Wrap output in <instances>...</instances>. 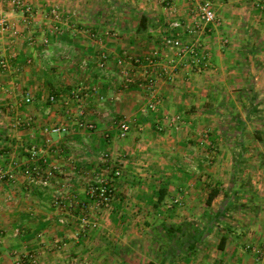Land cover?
Segmentation results:
<instances>
[{
	"label": "crops",
	"instance_id": "crops-1",
	"mask_svg": "<svg viewBox=\"0 0 264 264\" xmlns=\"http://www.w3.org/2000/svg\"><path fill=\"white\" fill-rule=\"evenodd\" d=\"M6 1L1 10L19 37L0 35V58L13 49L19 56L0 83L11 92L0 95V104L16 107L0 129V170L16 175L15 182H0V264H13L12 251L38 245L30 236L42 226L48 232L51 217H74L83 206L92 214L85 175L110 169L100 161L103 154L126 169L121 178L106 176L115 192L111 212L120 217L114 227L120 235L107 243L96 237L99 230H90L83 244L91 264H262L257 253L264 258V0H211L218 18L211 34L177 32L202 49L197 58L190 56L191 63L176 59L175 80L155 82L158 111L147 114L142 110L152 96L142 84L157 70L137 64L161 46L173 21L193 24L192 8L200 0H31L35 23L27 33ZM54 9L78 31L45 46L42 41L51 37L48 11ZM103 56L109 60L100 69ZM27 59L34 65L23 66ZM122 67L136 81L124 94L116 82ZM83 82L98 88L85 103L93 130L77 126L78 105L69 99ZM29 93L33 103L21 106ZM50 95L57 97L55 104ZM28 119L32 127H15ZM123 119L131 123L127 139L115 125ZM56 124L70 131L52 136L49 145L44 130ZM33 145L46 160L45 179L34 183L24 174L32 166ZM39 182L50 186L43 189ZM57 193L63 195L55 206ZM33 217L42 218L37 228ZM74 227L55 235L72 249L84 246L73 239ZM48 263L66 264L39 261Z\"/></svg>",
	"mask_w": 264,
	"mask_h": 264
},
{
	"label": "rangeland",
	"instance_id": "rangeland-1",
	"mask_svg": "<svg viewBox=\"0 0 264 264\" xmlns=\"http://www.w3.org/2000/svg\"><path fill=\"white\" fill-rule=\"evenodd\" d=\"M0 2L2 3V0H0ZM6 3H9L11 5L12 9L14 10L13 12H15V16L19 17V19L21 21L22 29L24 31H26V33L29 30H31V28L33 27V24L35 23L34 16L36 14V10L31 4V0H8V1H6ZM18 3H19V5H18ZM4 10H6V9L1 10V5H0V17L2 16L6 19V27H8V29L6 31H3L1 26H0V35L1 36L2 35H9L12 33L14 35V33H16L17 30L9 22V18L6 16V14H4L5 13ZM6 12H8V11H6ZM48 14H49V17H47V20L49 21L48 28H49V35L51 37L50 38L46 37L47 38V39L45 38L46 41H44V40L42 41L43 45H45V46L49 45L50 39L52 40L53 44H55V45H56V43L59 44L61 42V40H58L59 37L62 38L67 33L71 34L72 32L76 33L78 31L77 25L72 24L70 22V19H69V21L65 18L63 19L62 15L59 13V11L57 9L48 11ZM66 14H67V16L69 15L68 12H66ZM35 26L36 27L34 28V30L38 31L39 25H35ZM42 27L44 28V25H42ZM45 27H47V26H45ZM92 27H94V26H92ZM85 32H86V30H85ZM16 34L14 35V37L18 38L19 36H17ZM86 34H89V33H86ZM193 43H195V42H193ZM153 51H158V52L160 51L158 63L155 66L149 64V62L147 61V58L150 57V54ZM18 56L19 55H18L17 51L15 49H13L10 52L9 56H5L3 58H0V60L4 59L9 64L8 68H6V69H4L0 66V83H1V77H4L8 71L12 70V67L14 66L13 63L15 62V60H17ZM168 58L171 62L170 64H167L166 62H164ZM189 58H190V56H187L186 58H181V57L177 56V53L175 51L170 50L169 48H166L163 45V40H162L160 47H156V48L154 47V49L148 55H146L143 59L139 60L140 62L137 65H139V66L143 65L147 69L152 68V69L157 70L156 74H154L152 79H149L150 83L142 84V88L145 90V92L148 93V97L152 96V99L144 107V109L142 110V113L147 114L148 112L153 113V112L158 111V103H157V101H155V93H154L155 82H157L158 80H167V81L175 80L177 78V74L174 73L173 71H174V68L178 64L176 59L181 61V63L183 64V62L184 63H186L187 61L190 62ZM108 60L109 59L107 57L106 61H108ZM24 64H26L27 66H33L34 61L31 59L30 60L27 59L26 62H23V66H24ZM39 64H41L40 60H38V63H36V65L39 67ZM140 64H142V65H140ZM154 67L161 68V70H158ZM88 68H89V64L86 61L80 69L82 71L81 73L86 74L85 72L88 70ZM99 68L105 69L106 64L103 68L100 66H99ZM162 68L166 72H164V70ZM120 69H121V76H120V79L116 82H118V84L120 83L119 87L121 88V90L123 91V94H124L125 92L131 91L130 90L131 86H134L136 81L134 80V77L132 76L131 71H129L128 69H125L124 67H122ZM123 71H125L127 74H129L130 79H132V81H133V84L127 85L128 87L126 86V81H125V78L123 77V74H122ZM40 77L41 76L38 75V79H40ZM117 77H119V76H117ZM87 84H88V82L87 83L83 82L82 84H79L74 90H72L70 92L69 99L78 105V107H77L78 113H79L80 109L84 110L85 114H84L83 121H84V123L88 124L89 122H87V119H86L87 114H86V110H85V103H86L87 99L89 98L90 94L92 93V91H93V95H95L97 93L98 88L95 87V89L94 88L90 89V87ZM78 88H81V89L84 88L85 89V92L83 94V99L81 101H77V100L73 99L72 95H71L72 92L76 91ZM37 90H41L42 92H44L46 90V88L38 86ZM9 93H11V92L9 91L8 88L2 87L0 85L1 98L5 97L6 95H9ZM97 95L100 97L99 93ZM27 96L28 97H25V99L33 96V93H29ZM51 96H53V95H50L49 97H51ZM25 99H23V101L21 102V106H26ZM56 99H57V97H56ZM100 99H101V97H100ZM32 103H33V98H32ZM55 103H53V104H55ZM152 103L155 104V106H156L155 110H153L150 107ZM28 105H30V104H28ZM15 108L16 107L13 106L12 104L7 105V103H5V102H2L0 104V110H1L0 111V129L6 128L7 124L10 123L9 120H4V119L6 116L9 115V113H11V111H14ZM77 118H78V115L75 116V120ZM28 120H26V121H28ZM77 121H78V119H77ZM122 121H127V120H125V119H123L121 121L119 120L118 122L115 123V125H117L119 127V124ZM127 122L130 123V121H127ZM89 124H91V123H89ZM92 124H94V123H92ZM60 125H63V124H56V125L51 126L50 128H46L44 130L45 135H47L49 145H51L53 142V138H51L52 136L60 137V136H64V135L69 134V133H65V134L58 135V134H52L51 133V129L53 127L60 126ZM130 126H131V123H130ZM15 127L19 128V129L24 128V127L26 129L29 128L28 126H25L24 121H20V120L15 123ZM30 127H32V125ZM95 128H96V126H95ZM88 130H90V129H88ZM69 131H70V129H69ZM120 137H121V134H120ZM127 138H122V139H127ZM34 146H36V145L31 146V148ZM36 147H38V146H36ZM31 148L28 150V154H29V151L31 150ZM100 158H101V160H100L101 163L105 166L107 165L108 167H110V169L109 170L105 169L98 174H93L92 176L85 175V177L89 178V181L91 180L88 184H86L84 186H86L85 189L87 191V196L91 200L93 208H94L92 210V214H90V215L86 214V212H85L86 210L83 206V212L82 213L80 212V214H75L74 217H71V218L70 217H64V216L63 217H59V216L51 217V218H53L54 222H53V225H50L51 227L50 226L48 227V232H44L45 226H42V227H40V229L42 228L43 232L40 230V233L38 232L37 235L35 234L34 236H30L31 239L37 238L38 245L33 246L32 250H27V252H23V250H20V249L16 250V251H12L11 257L14 259L13 264H39V261H43V260L44 261L49 260L50 262H52V261L55 262V261L61 260L63 262H66V264H91L90 260L88 259V257H90V255H91L90 250L87 249L86 244H83L87 241V239L89 237L88 233L93 234V232H89L90 230L91 231L95 230V229L99 230V234L96 237H98V238L100 237V240H102L103 242L106 241L107 243H113V242H111L112 239L118 238V236L120 235V232L115 231L114 227H119L121 222L119 221L120 217H118V216L114 217L112 215V212H111L112 207H113L112 205H113V202L115 199V192H114V188L110 184V181H111L110 178L118 179V178L123 177L126 169L123 168L122 166H120L121 164L118 163V161H116L115 159H111L110 155L103 154L102 156H100ZM38 159H40L43 163L46 161V160H44V157H42L40 155V152H39ZM118 173H119V175H118ZM24 174H25V172H24ZM108 175H110L109 176L110 178L106 177ZM41 176H42V173L38 177L34 178V180H30V182L34 183V182L40 181V179L44 180L45 178L43 179V178H41ZM26 177H27V175H26ZM37 185H39L43 189H46L50 186V182L47 183V185L42 184V183L37 184ZM104 187L109 188L113 192V200H112L111 204H109V206L101 205L100 204L101 202H98L99 199H95V200L91 199V196L93 195V193H97L98 191H100ZM54 189H55L54 190V193H55L57 190H56V188H54ZM68 194H70V191L67 190L66 196ZM61 195H63V193H57L56 195H54V198H53L54 203L52 202L51 204L55 205V206L59 205ZM68 196H70V195H68ZM175 203L179 205L182 202H180L178 200ZM85 206H87V204ZM180 206H182V204ZM41 219L42 218H40V217H33L31 223L34 225L36 224L35 226L34 225L33 226L37 228L38 227L37 224L41 223L40 222ZM38 221H39V223H38ZM72 225L75 226L74 230H76L74 232L73 239L75 240V242L82 243V245H84V246L72 249L71 248L72 246L69 245V242L61 241L62 238L55 236L56 232L59 231V228L66 229ZM51 228H52V230H51ZM38 231H39V229H38ZM50 231H54V232H50ZM100 231H102V232H100ZM20 234H21V231L16 233L17 236H19ZM51 235H54L53 238ZM91 236H93V235H91ZM2 237H3V235H0V240L2 239ZM108 241H110V242H108ZM112 247H113V250H114V248L116 249V245L113 244ZM116 250L119 251V249H116ZM103 253L104 252L102 250L99 254H103ZM88 254H89V256H88ZM137 258H139V256H137ZM48 264H51V263H48Z\"/></svg>",
	"mask_w": 264,
	"mask_h": 264
},
{
	"label": "built area",
	"instance_id": "built-area-1",
	"mask_svg": "<svg viewBox=\"0 0 264 264\" xmlns=\"http://www.w3.org/2000/svg\"><path fill=\"white\" fill-rule=\"evenodd\" d=\"M221 1H226V0H221ZM192 14L194 17L193 24L184 26L179 21H173L168 28L169 35L163 38V45L166 48L175 51L177 53V56L181 58H186L187 56H193L197 58L202 48V45L200 44L199 41L195 43H185L183 39L176 34L177 32L185 29L193 37H198L202 34H211L213 32L214 25H216L218 22V18L213 8V4L211 0H200L199 3L194 8H192ZM0 26L3 31H6L8 29V27H6V19L2 16L0 17ZM159 56H160V51L159 52L153 51L150 54V57L147 58V61L149 62V64L155 66L158 63ZM101 60L102 62L100 63V67L103 68L107 63L106 61L107 56H103ZM0 66L6 69L8 68L9 64L4 59H1ZM164 72L166 71L164 70ZM122 74L123 77L125 78L126 86L133 84V81L132 79H130L129 74H127L125 71H123ZM84 92H85L84 88L82 89L78 88L76 91L72 92L71 94L72 98L77 101H81L83 99ZM49 100L51 103H55L57 101L55 96L49 97ZM31 103H32L31 97L25 99L26 105ZM150 107L153 110L156 109V106L153 103L151 104ZM84 114H85L84 110L80 109L78 113L77 126L81 129H90V130L95 129L94 124L84 123L83 121ZM32 124L33 123L31 119L25 122V126L28 127H30ZM119 131L122 138H127L131 132L130 123L127 121H122L119 124ZM51 133L58 135L69 133V128L66 125L55 126L51 129ZM39 152H40L39 148L36 146L32 147L31 150L29 151V157H30V161L32 162V166L31 168H28L25 171V175H27V177L30 180H34V178L38 177L39 175H41V173H43V167H42L43 162L40 159H38ZM15 180H16V175L13 172H4L3 170H0V182H15ZM91 199L94 200L99 199L98 202H101L100 203L101 205L109 206V204H111L113 200V192L109 188L104 187L97 193H93ZM257 254L259 255L258 260L261 261L262 264H264L263 255H261L260 252H258Z\"/></svg>",
	"mask_w": 264,
	"mask_h": 264
},
{
	"label": "trees",
	"instance_id": "trees-1",
	"mask_svg": "<svg viewBox=\"0 0 264 264\" xmlns=\"http://www.w3.org/2000/svg\"><path fill=\"white\" fill-rule=\"evenodd\" d=\"M214 195H212V196H210V198H209V200H208V204L209 205H212L213 203H214ZM149 264H156V263H153V262H151V263H149Z\"/></svg>",
	"mask_w": 264,
	"mask_h": 264
}]
</instances>
